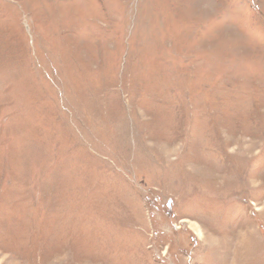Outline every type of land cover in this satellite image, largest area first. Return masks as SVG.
I'll list each match as a JSON object with an SVG mask.
<instances>
[{
	"label": "rangeland",
	"instance_id": "1",
	"mask_svg": "<svg viewBox=\"0 0 264 264\" xmlns=\"http://www.w3.org/2000/svg\"><path fill=\"white\" fill-rule=\"evenodd\" d=\"M0 264H264V0H0Z\"/></svg>",
	"mask_w": 264,
	"mask_h": 264
},
{
	"label": "bare ground",
	"instance_id": "2",
	"mask_svg": "<svg viewBox=\"0 0 264 264\" xmlns=\"http://www.w3.org/2000/svg\"><path fill=\"white\" fill-rule=\"evenodd\" d=\"M187 223L189 224V227L194 230L196 236L200 237L201 233H200V229L198 228V226H196L195 223L190 222V221H187Z\"/></svg>",
	"mask_w": 264,
	"mask_h": 264
}]
</instances>
